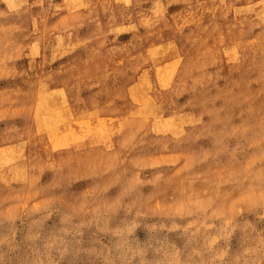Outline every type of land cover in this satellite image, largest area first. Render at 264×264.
Segmentation results:
<instances>
[{
	"label": "rangeland",
	"instance_id": "1",
	"mask_svg": "<svg viewBox=\"0 0 264 264\" xmlns=\"http://www.w3.org/2000/svg\"><path fill=\"white\" fill-rule=\"evenodd\" d=\"M50 2L51 8L49 0L41 8L29 0L34 6L23 19L32 34L25 38L11 30L21 18L8 4L18 0H0V11L8 14L0 19L8 29L0 38V239H7L0 249L12 264L45 259L27 248L25 237L53 223L49 202L57 194L48 182L62 155L79 151L104 159L119 154L126 140L136 143V149L121 156L127 165L121 169L124 188L101 181L81 189L75 206L80 219L90 220L92 210L103 211L99 206L109 196L129 189L135 195L126 200L121 219L143 222L134 229L143 240L147 225L163 223L167 231L171 223L138 215L149 211L152 188H138L137 181L150 180L157 171L176 184L187 175L227 179L240 166L242 158L237 153L233 160L232 150L247 135L244 129L253 119L249 113L258 117L264 105V0ZM158 4L163 19L156 22ZM92 32L104 34L105 46L90 65L91 92L37 79L45 59L52 63L61 51L66 59L68 49L79 51ZM60 62L56 59L53 67ZM169 87L177 95L190 91L185 100L194 101V107L164 104L159 90ZM210 149L221 150L214 160L181 171ZM162 159L177 163L159 170L129 163ZM201 218L186 221L193 233ZM197 239L204 243L199 233Z\"/></svg>",
	"mask_w": 264,
	"mask_h": 264
},
{
	"label": "clouds",
	"instance_id": "2",
	"mask_svg": "<svg viewBox=\"0 0 264 264\" xmlns=\"http://www.w3.org/2000/svg\"><path fill=\"white\" fill-rule=\"evenodd\" d=\"M34 2L42 8L45 0ZM33 6L29 0L8 4V8L16 11L17 17L21 18L19 22L12 23L11 29L19 37L26 38L25 33L28 36L32 34L28 32L23 17H30ZM49 7H52L50 0ZM157 8L161 10L156 21L159 22L163 19V5L158 4ZM7 15L0 11V19ZM261 24H264V17ZM3 25L0 24V38L8 31ZM103 39L102 32L99 35L92 32L79 51L73 53L71 48L68 49L70 54L66 59L62 51L52 63L45 59L40 65L37 79L63 85L76 93L85 90L91 92L89 84L93 77L90 65L105 46ZM56 59L61 62L53 67ZM30 66L35 69V62L31 60ZM159 95L166 105L179 106L184 103L189 108L194 107V101L185 100V97H191L190 91L177 95L169 87L160 89ZM249 114L253 119L244 129L247 135L241 136L232 150L233 160L237 153L241 156L240 166L233 169L227 179L214 180L207 174L187 175L176 184L173 177H166L163 172L157 171L152 179L137 181L138 188H152L149 211L138 215L159 216L171 223L167 231H162L166 228L163 223L147 225L143 240L134 234V229L142 226L143 222L125 223L121 219L127 211L126 200L135 195L133 191L125 189L115 197L109 196L108 202L99 206L103 211L99 208L92 210L90 220L80 219V209L75 206L81 189L98 186L101 181L118 190L124 188V172L121 169L127 165L121 156L136 149V143L131 139L126 140L120 145L119 154H108L104 159H94L79 151L66 157L62 155L53 166L48 182L57 194L49 202L52 205L53 223L48 225V230H30L25 237L27 248L45 259H31L23 264H264V105H261L258 117L252 111ZM220 151H202L195 161L185 164L181 171L191 169L193 163L214 160ZM129 163L159 170L161 165H174L177 161L162 159L141 165L132 160ZM222 185H228V188L225 190ZM209 209H212L210 215ZM197 217L202 218L193 233L192 225L186 224V221ZM220 217L222 219L217 224ZM197 233L203 237L204 243L197 239ZM6 240L0 239V245ZM8 242L12 250V241ZM6 255L0 249V264H12L5 259Z\"/></svg>",
	"mask_w": 264,
	"mask_h": 264
},
{
	"label": "bare ground",
	"instance_id": "3",
	"mask_svg": "<svg viewBox=\"0 0 264 264\" xmlns=\"http://www.w3.org/2000/svg\"><path fill=\"white\" fill-rule=\"evenodd\" d=\"M130 16V15H129ZM175 47V46H174ZM177 50V49H176ZM162 118V117H161Z\"/></svg>",
	"mask_w": 264,
	"mask_h": 264
}]
</instances>
